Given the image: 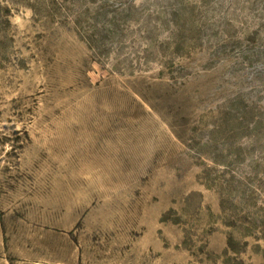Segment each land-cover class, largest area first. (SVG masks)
I'll list each match as a JSON object with an SVG mask.
<instances>
[{"label": "rangeland", "instance_id": "rangeland-1", "mask_svg": "<svg viewBox=\"0 0 264 264\" xmlns=\"http://www.w3.org/2000/svg\"><path fill=\"white\" fill-rule=\"evenodd\" d=\"M0 264H264V0H0Z\"/></svg>", "mask_w": 264, "mask_h": 264}, {"label": "trees", "instance_id": "trees-1", "mask_svg": "<svg viewBox=\"0 0 264 264\" xmlns=\"http://www.w3.org/2000/svg\"><path fill=\"white\" fill-rule=\"evenodd\" d=\"M250 219V220H249ZM251 216L249 215V212H247V211H244L243 213H242V215H241V217H240V220H243V221H246V222H244V223H248L247 225L245 224V228H247L248 230L250 229V227H253V222H251ZM234 223H236V219L235 220H233V221H229V224L231 225V226H233V225H235ZM229 245H232V240L229 238Z\"/></svg>", "mask_w": 264, "mask_h": 264}]
</instances>
